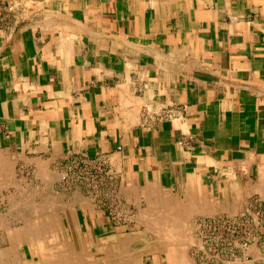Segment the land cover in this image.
<instances>
[{"label": "crops", "instance_id": "obj_1", "mask_svg": "<svg viewBox=\"0 0 264 264\" xmlns=\"http://www.w3.org/2000/svg\"><path fill=\"white\" fill-rule=\"evenodd\" d=\"M167 106L172 119L145 117ZM0 150L35 176L37 156L114 172L116 199L61 188L73 264H108L128 236L138 264H163L153 236H190L264 191V0H0ZM162 195L183 213L169 235L109 213Z\"/></svg>", "mask_w": 264, "mask_h": 264}, {"label": "bare ground", "instance_id": "obj_2", "mask_svg": "<svg viewBox=\"0 0 264 264\" xmlns=\"http://www.w3.org/2000/svg\"><path fill=\"white\" fill-rule=\"evenodd\" d=\"M11 155L3 153L0 150V188L8 189L9 186H15L14 187L15 191L13 190L14 192H12L10 196H8L9 198L7 197L10 201V206L7 205L9 206L7 209V213L8 215H12L13 217H15L17 222H18V219H22L23 223L20 226L16 227L15 225L14 227H11L10 225L11 222L8 225V223H6V218H4V215L2 214V212H0V224L2 226L5 224L6 225L5 228L7 230L6 235H4L3 237L0 235V264H73L72 258H71V247L69 244H67L63 240V237L60 231V223H59L60 220L58 216V212H59L58 210L60 208L61 209L63 208L62 202H61L62 200L61 195L57 193H53L49 190L50 182L52 179V174H51L52 172L50 171L48 162L46 161V159L43 160L40 157L38 158L37 156L36 164L38 165V167L36 168L38 170L37 171L38 173L37 172L36 173L38 176L42 177V179L44 180V184H42V187H39L37 189H32L29 183L25 182L24 178L17 177L15 175L13 171V166H14V162L16 161V159L14 157L12 158ZM29 161L31 160L29 159ZM262 175H264V172H262L261 176ZM17 179L20 180L23 184L22 183L19 184L20 182L16 183L17 181L15 180ZM259 182L260 184L258 183L256 184V186L259 185V186L264 187V179L259 180ZM35 196L39 198V201L37 200L38 202L34 201ZM82 198L84 197H81V199ZM2 199L3 198H1V200ZM150 201H151V198H150ZM160 202H162L163 205L156 207L154 206V204L152 206V204L150 203L151 206H149L148 208L147 206L145 209L144 208L142 209L139 207L140 208L139 213L137 211L133 212L136 214L138 213V216H139L138 218L141 220V223L143 222L147 224L146 225L147 227L145 228H148V230L150 228V230H153L154 232H158L159 235H161V233L162 234L170 233L174 223L180 220L181 219L180 216L181 214H183L181 211L173 212L167 209V205L165 204L170 202L167 196H163ZM86 206L88 207V205ZM68 209H69L68 207L64 208V210L66 211ZM87 210L89 209L87 208ZM121 212L122 211L120 210V213ZM183 217H187V216L184 215ZM183 217L182 219H185ZM182 222L183 221L180 220V223ZM69 225H70V222H69ZM181 227H185V226H181ZM177 229L179 230V228ZM183 231L184 230L182 231L180 230V232H183ZM180 232L177 231V233L179 234ZM183 234L184 233H182V235ZM170 235L159 237V244H160L161 249L166 253L167 263L168 264H195L187 252L188 250L187 246L189 242L191 241L190 236L178 237L180 235H176L175 236L176 238H175ZM130 241H132V239L131 237L128 236L123 241L124 243L122 244V248L120 250L114 249V251L110 255L111 259L109 260L108 264H138V262H140L139 257L137 258L138 254L135 255L133 251L131 253V251L128 248L130 245ZM24 242L30 245L31 248L34 249V251L32 252L33 254L32 258L29 261L26 260L21 263L20 261L17 260L16 253H18L17 251L19 247L23 245ZM2 244H4L5 246ZM77 247L80 251H82L81 245H77ZM81 260L83 259H80V262L77 264H81L82 262Z\"/></svg>", "mask_w": 264, "mask_h": 264}, {"label": "rangeland", "instance_id": "obj_3", "mask_svg": "<svg viewBox=\"0 0 264 264\" xmlns=\"http://www.w3.org/2000/svg\"><path fill=\"white\" fill-rule=\"evenodd\" d=\"M12 156V155H11ZM15 158L16 161L14 162V166H13V171L15 173V175L17 177H22L24 178L25 182L29 183L30 187L32 189H37L39 187H42V184H44V180L40 179L37 175L35 176L32 171L31 172H27V170H25L21 165L20 162L17 161V157L16 156H12V158ZM44 160V159H43ZM72 161H69L65 164H71ZM66 166L65 168L62 167V169L59 167V171L57 169H53L52 172L55 173V177H53L51 179L50 182V187L49 190L53 193H57V194H61L63 196V193L61 191V188H64L66 190H70V189H77L82 190L84 192H86L85 190H83V188L81 187V185L76 182V181H71V180H65L63 179V175L66 173ZM51 169V170H52ZM69 170V169H68ZM53 175V173H51ZM36 177V179L34 178ZM57 178V183L55 184V179ZM17 181L16 183L21 184L22 182L20 180H15ZM66 183V184H65ZM23 184V183H22ZM68 184V185H67ZM15 186H9L8 189H0V200L1 198H3L0 201V212H2V214L4 215V218H6V223H10L11 227H14L16 225L20 226L23 223L22 219H15V217H13L12 215H8L7 213V201L6 198L8 196H10V194L12 192L15 191ZM258 189V188H257ZM14 190V191H13ZM116 194H117V189H114ZM9 198V197H8ZM117 198V197H116ZM34 201L38 202L39 198L37 196L34 197ZM38 200V201H37ZM251 203L249 204L250 206H254L256 211L255 213L257 214V219H260V223L262 222V220H264V191H260L258 192V194H254L252 196H250V200ZM248 207H245L243 210H246ZM243 210H239L238 212H242ZM111 214V216L113 218H119V217H123L125 214L126 217H130L133 218V216L137 218V220L139 219L138 217V213L136 215V213H133V211H122L120 213V210H114L112 212H109ZM237 212H225V213H217V214H228V215H233L236 214ZM217 214H213L211 216L217 215ZM133 215V216H132ZM9 216V217H7ZM12 216V218H11ZM132 216V217H131ZM203 217H207V216H203ZM200 217L198 220H200ZM9 221V222H8ZM15 221V222H14ZM21 221V222H20ZM140 221V220H139ZM18 223V224H17ZM14 224V225H12ZM197 222L192 223V225L190 226V238L191 241L189 242L188 246H187V252L188 255H190L191 259L194 261L195 264H264V234L261 233V230L264 231V224H258L257 228H254V233H252L253 237H260V235L262 237H260L259 241H255L252 243H248L246 247L242 246V244L237 245V247L235 248V251L232 253V248L231 246H226L224 245L221 251H216L214 249V243H205L204 242V236L202 237V231H201V227L197 225ZM0 226H2L0 224ZM5 224L0 227V235L3 237L4 235H6L7 230L5 228ZM4 227V228H3ZM241 228V227H239ZM4 229V230H3ZM138 229V228H137ZM242 230H244V227L241 228ZM257 229V230H256ZM2 230V231H1ZM135 230L131 231L132 234L134 233ZM201 231V232H200ZM205 232V230H204ZM156 238V239H155ZM157 240V236L152 237V240L150 243H148L150 246H152V252H159V258L161 259V261L163 262V264H165L164 259L166 258V254L165 252L161 249L159 242L156 241ZM192 242V243H191ZM4 245V244H2ZM5 246V245H4ZM26 246H28L27 244H24V248L26 249V253L27 256L30 258V252L29 249L26 248ZM30 246V245H29ZM136 247V244H135ZM31 248V246H30ZM220 249V247H218ZM160 249V250H159ZM32 252L34 251V249H32ZM139 250V251H138ZM134 254H138L137 258L139 257V261H141V252H142V248L140 249H134L133 250ZM141 251V252H140ZM18 253H16V258L18 261H20L21 263L23 261H29L27 258L24 257L23 255V251H22V245L19 247ZM141 254V256H140ZM156 255V253H155ZM236 262V263H235Z\"/></svg>", "mask_w": 264, "mask_h": 264}, {"label": "built area", "instance_id": "obj_4", "mask_svg": "<svg viewBox=\"0 0 264 264\" xmlns=\"http://www.w3.org/2000/svg\"><path fill=\"white\" fill-rule=\"evenodd\" d=\"M177 110L179 109L174 106H167L159 111L146 110L144 113L146 118L160 121L172 119L174 111ZM180 142L183 143L184 139ZM66 167L63 179L78 182L83 190L94 198H100L103 189H106V195L109 198L116 199L117 194L114 190L115 175L105 162L91 160L82 156L73 159L70 165L66 164ZM109 186L110 189L107 190ZM100 206L109 210L113 209L112 206L102 201ZM255 211V207L249 205L241 213L237 212L233 215L217 214L201 218L198 220L197 225L201 227L202 232H200L202 237L204 236V242L206 244L209 242L214 243L216 251H221L224 245L231 246L233 253L239 244L246 247L248 243L259 241L262 236L260 235L259 238L257 236L253 237L252 233H254V228H257L258 224H264V220L260 223V219L256 218L257 214ZM239 227H244V230ZM261 233L264 234V231L261 230Z\"/></svg>", "mask_w": 264, "mask_h": 264}]
</instances>
